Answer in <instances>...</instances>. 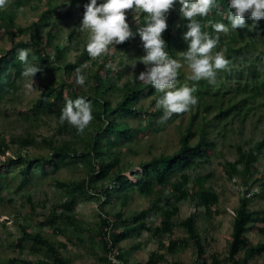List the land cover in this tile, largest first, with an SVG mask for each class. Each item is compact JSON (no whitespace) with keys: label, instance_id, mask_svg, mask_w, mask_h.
<instances>
[{"label":"trees","instance_id":"trees-1","mask_svg":"<svg viewBox=\"0 0 264 264\" xmlns=\"http://www.w3.org/2000/svg\"><path fill=\"white\" fill-rule=\"evenodd\" d=\"M17 2L24 5L30 0ZM45 2L38 19L28 26L17 24L16 12L0 8V28L10 42V46L0 52V102L22 89L25 77L21 75L23 64L17 59L19 49H31L29 62L44 69L38 74L63 71L59 81L44 85L29 109L19 111L26 119L39 120L42 116L56 118L59 123L56 133L40 139L23 135L20 139L12 136L0 139V197L12 187L18 193L27 191L38 179H51V183L62 193L42 226L52 227L54 234L72 227L76 232L88 230L89 235H97L105 251L100 259L106 264H128L121 243L140 238L145 232H151L158 238L159 250L177 254L192 245L196 252L193 264H221L217 254L207 255L206 241L199 225V208L211 216L221 212L218 209L220 195L206 186L211 174L192 178L190 170L205 162L232 120L247 117L251 110L256 109L254 103L264 97V19L254 21L246 15L245 27L231 29L227 19L229 0H216V7L206 17H194L201 24L202 31L219 36L213 54L222 51L230 64L227 69L217 70L215 83L192 81L179 69L176 87L196 85L198 91L194 95L198 97V103L185 113L172 114L164 119V109L157 107V100L163 93L138 79L121 86L127 70L118 67L115 56L108 54L91 58L85 47L75 61H68L67 55L76 33L71 30L63 35V31L64 25L75 17V11L66 10L65 4L54 0ZM180 8L177 0L175 9L168 14V28L162 37L167 42L169 55L186 63L181 53L189 47V42L184 39L189 21L182 17ZM146 16L141 13V25L146 22ZM215 23L228 25L229 31L214 32L212 25ZM24 35L29 36L27 41L18 40ZM87 63L92 67L82 68L86 80L84 85H78L75 70ZM113 93H117L118 99H112ZM78 97L91 102L94 117L82 133L66 121L60 123L59 120L67 100ZM144 100L150 101L149 106L143 104ZM4 113L8 114L9 111L4 110ZM186 113H190V124L180 137L179 149L172 154H161L141 161L131 168L130 175L126 174L125 152L131 151L132 145L144 136L165 130L167 125ZM210 114L214 115L209 117ZM133 121L137 124H133ZM41 143L49 149L48 154L33 155L23 151ZM11 144L17 145L18 150L2 159L11 149ZM263 151L264 139L248 150L238 146V158L234 164L226 163L224 166L230 179H234L236 174L240 175L243 186L240 204L234 215L228 254L224 259L227 264H248L250 259L264 254V241L255 243L249 237L253 231L264 235V208L251 206L252 196H261L264 190L256 187V180L259 179L253 178L257 172L256 163ZM66 169H82L84 173L75 180L56 177ZM260 186L264 187V182ZM133 190L153 197L150 205L131 214L124 210L112 212L108 209L114 199L127 206ZM95 199H101L97 229H83L77 217L78 206L83 201ZM187 199H191L196 208L178 223L176 216L180 212V202ZM28 200L31 201L32 197L29 196ZM153 214H159L161 218L158 225L150 222ZM178 224L186 230V238L175 237ZM21 230L22 235L14 244L23 247L25 242H32L34 251L42 254L36 264H72L61 246L52 242L46 234L29 231L25 224ZM166 237H169L168 242ZM141 247L142 243L137 242L133 249L139 250ZM115 250H118L117 263L112 260ZM241 253L243 257H239ZM165 258L164 253L153 251L146 261L135 264H158ZM20 261L16 257L9 258L4 264H18ZM172 264L180 262L174 261Z\"/></svg>","mask_w":264,"mask_h":264},{"label":"rangeland","instance_id":"rangeland-1","mask_svg":"<svg viewBox=\"0 0 264 264\" xmlns=\"http://www.w3.org/2000/svg\"><path fill=\"white\" fill-rule=\"evenodd\" d=\"M46 0H30L28 4H19L17 0H7L5 7L2 10L16 12V22L21 26L31 25L38 19L39 13L44 10ZM58 3L66 5L67 9L75 11V17L68 24L64 25L63 35H67L71 30L76 33V39L71 44V50L67 55L68 61H75L81 51L84 50L89 39L88 30L80 31L84 5L90 0H54ZM100 4L101 0H97ZM128 23L132 30L137 27L134 15L137 22L140 24L141 12L133 14V11L126 13ZM264 26V22H263ZM28 40L29 36H21L18 40ZM64 43H67L64 40ZM10 42L2 28H0V52L7 49ZM111 56H115V62L118 67L126 69V75L121 80L120 85L125 82H135L142 71L146 70L140 58L145 55L141 38L137 34L133 39H130L126 45H116V48L111 49ZM181 68L185 76L191 75V70L187 63H182ZM135 65V67H133ZM87 66L92 67L90 63ZM40 67V66H38ZM63 77V71L46 72L44 74H36L33 78L35 86L43 89L44 85L52 84L59 81ZM30 78H24L22 89L16 94L12 93L5 100L0 102V139L2 137H11L20 139L23 136H35L42 138L50 137L56 133L58 121L54 117L42 116L39 120L34 118L26 119L24 115L19 114L20 110L29 109L32 104L38 99L40 90L37 89L29 93L27 85L30 83ZM112 99H118L117 93L112 94ZM259 103H263L262 106ZM143 104L149 106L150 101L144 100ZM256 109L251 110L247 117L234 119L226 127L223 135L219 136V142L210 152L209 157L195 169L190 170L192 178L199 175L211 174L206 182V186L220 195L218 209L219 214L208 215L203 208H199L201 219L199 225L202 229L203 237L206 241L208 254H217L221 259V264H227L224 259L228 254L229 243L231 240L232 225L234 214L230 210L236 211L240 204V197L243 193L242 178L236 174L234 179H230L225 172V164H234L238 158V146L248 150L255 146L259 141L264 139V97L258 99L254 103ZM4 110L9 113L5 114ZM214 114H210L212 117ZM200 117V116H199ZM200 121V118L198 119ZM133 124L137 122L133 121ZM190 124V113L184 114L174 123L166 126L165 130L148 134L139 142L132 145L131 151L125 152L126 168L125 173L130 175L132 167L138 166L141 161L148 160L154 156L161 154H172L180 147V137L186 131ZM40 141V140H39ZM17 145L11 144V149L7 152V156H11L17 151ZM23 151H28L30 154L46 155L49 149L44 144H37L27 147ZM257 172L253 178L257 177L256 187L261 191L264 187L260 186L264 182V151L260 155L259 161L256 163ZM82 169H66L56 175L61 180H75L83 175ZM108 184V180L106 181ZM62 190L51 183V179H38L33 185L28 187L27 191L14 192V187L7 190L0 197V264H4L9 258L21 259L18 264H36L42 254L34 251L32 242H25L23 247H18L16 244L22 235V226L25 224L29 231H41L46 234L52 242L61 246L63 253L68 256L72 264H106L100 257L105 255L97 235H89L90 231L83 230L76 232L69 227L63 233L54 234L52 227L42 226L43 221L53 209V204L58 202L61 197ZM32 200L29 201L28 197ZM252 207L264 208V190L261 196H252ZM153 197L141 194L138 190L130 192L127 206H123L119 200H113L112 205L108 206L112 212L124 210L126 213H134L146 208L152 202ZM101 199L94 201H83L78 206L77 217L81 220L83 229H97L99 221V202ZM195 207L191 199L180 202V212L176 216V221L179 223L188 217ZM196 208V207H195ZM159 214H153L150 217V222L154 225L160 223ZM176 238H186V230L179 224L175 227ZM249 237L257 243L264 241V235L253 231L249 233ZM165 240L168 242L169 237ZM137 242L142 243L139 250H134L133 247ZM63 244L65 246H63ZM121 247L126 252V260L128 264L144 262L148 259L153 251H159L165 254V260L158 264H172L174 261H179L180 264H193L196 258V252L193 246H189L180 250L177 254H171L166 250H159L158 238L154 237L151 232H145L140 238H132L121 243ZM243 257V253L239 255ZM121 263V262H120ZM125 264V263H121ZM248 264H264V254L256 258L250 259Z\"/></svg>","mask_w":264,"mask_h":264},{"label":"clouds","instance_id":"clouds-1","mask_svg":"<svg viewBox=\"0 0 264 264\" xmlns=\"http://www.w3.org/2000/svg\"><path fill=\"white\" fill-rule=\"evenodd\" d=\"M176 3L177 0H103L98 4L97 0H90L84 5V14L79 26L80 31L89 32L86 50L91 58L108 55L116 45L139 35L145 51L140 61L147 67L137 79L163 93L157 100V107L164 109V119L170 118L172 114L185 113L198 103V97L194 95L198 91L196 85L176 87L178 70L183 64L169 55L166 50L167 42L162 37L168 28V14L175 9ZM178 3L181 5L182 17L189 21L188 31L184 34L189 47L187 51L181 53L191 70L188 79L215 83L217 70L227 69L230 61L225 58L222 51L213 54L219 36H212L202 31L201 24L194 17H206L216 7V0H178ZM6 4L7 0H0V8L5 7ZM228 8L227 19L231 29L234 30L246 26V15L254 21L264 19V0H229ZM130 10L133 14L137 12L147 14L143 25L137 22L134 15L137 24L135 32L127 21L126 13ZM212 27L216 33L229 31V26L224 23H215ZM30 53L31 49L22 48L17 54V59L23 64L21 75L30 78L31 81L27 85L29 93L39 89L35 86L33 78L37 73L44 71L37 64L29 62ZM83 67H87V64L75 70L78 85H84L86 80L85 75L82 74ZM39 90L42 92L41 89ZM92 112L91 102L84 97L69 99L62 109L59 120L60 123L66 121L82 133L94 119ZM230 211L236 214V211Z\"/></svg>","mask_w":264,"mask_h":264},{"label":"built area","instance_id":"built-area-1","mask_svg":"<svg viewBox=\"0 0 264 264\" xmlns=\"http://www.w3.org/2000/svg\"><path fill=\"white\" fill-rule=\"evenodd\" d=\"M118 253V250H115L114 253L112 254V260L113 263H117L118 261L116 260V254Z\"/></svg>","mask_w":264,"mask_h":264}]
</instances>
